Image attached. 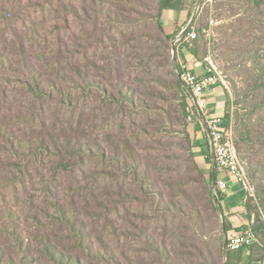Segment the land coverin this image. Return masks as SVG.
Masks as SVG:
<instances>
[{
    "label": "rangeland",
    "instance_id": "rangeland-1",
    "mask_svg": "<svg viewBox=\"0 0 264 264\" xmlns=\"http://www.w3.org/2000/svg\"><path fill=\"white\" fill-rule=\"evenodd\" d=\"M158 4L0 0V264H59L54 250L82 264H225V239L255 216L244 208L224 233L226 173L213 188L174 72L189 50L210 56L232 109L249 113L243 205L264 218V7L184 0L178 25ZM193 15L198 41L173 49ZM250 246L242 258L264 264Z\"/></svg>",
    "mask_w": 264,
    "mask_h": 264
},
{
    "label": "built area",
    "instance_id": "built-area-1",
    "mask_svg": "<svg viewBox=\"0 0 264 264\" xmlns=\"http://www.w3.org/2000/svg\"><path fill=\"white\" fill-rule=\"evenodd\" d=\"M194 38H196V31L191 28L189 31H185L183 35H178L173 41L176 46L181 41H190ZM174 72L190 96V103L187 106L188 120L191 121L195 117V111L204 120L208 145L213 153L215 165L224 171L231 180L246 189V174L235 150L231 130L221 126L220 117H211L206 111L207 91L219 84L225 86L223 76L213 65L210 56L204 59L178 60ZM225 187V182L219 183L221 192L224 191ZM227 239L228 249L238 250L250 246L255 241V236L253 231L247 227L244 231L228 235Z\"/></svg>",
    "mask_w": 264,
    "mask_h": 264
},
{
    "label": "trees",
    "instance_id": "trees-1",
    "mask_svg": "<svg viewBox=\"0 0 264 264\" xmlns=\"http://www.w3.org/2000/svg\"><path fill=\"white\" fill-rule=\"evenodd\" d=\"M183 1L184 0H159V4H158V10L159 13H161V11L163 10H181L183 9ZM252 4H253V8L256 12H261V8L264 7V0H252ZM264 9V8H263ZM208 9L205 8L204 11H207ZM195 19V18H194ZM193 22L190 26H188L187 31H189L192 28ZM203 31V26L199 25L197 28V33H201ZM180 32V31H179ZM179 32H177L175 35H177ZM168 37H171L168 36ZM173 38V37H172ZM197 42L198 38H194L188 42ZM189 52L196 57V52L193 50H189ZM198 59H204V58H198ZM177 76V75H176ZM178 80H179V84H182L180 78L177 76ZM183 86V84H182ZM184 87V86H183ZM185 89V87H184ZM186 90V89H185ZM187 92V90H186ZM185 106L187 107L188 104L190 103V96L187 92V94H185ZM264 101V98H263ZM195 113L197 114V112L195 111ZM195 114V115H196ZM249 113L246 112L244 114H239L237 110H233L232 109V101L230 100V97L228 96V94H225V108H224V113L221 117V126L224 129H230L231 130V134H232V139H233V143H234V147L235 150L237 152V155L239 157V160L241 161L244 171L246 170L245 168V161L244 158L242 157V147L248 143L251 142V118H249ZM198 116V114L196 115ZM204 139L206 141V143H208V138H207V134L206 131H204ZM70 142L67 141L66 142V147L67 149L69 148ZM56 148H58V143H56L55 145ZM84 147H82L79 142L76 143L74 146H72V150H76V152H80L83 151ZM71 150V149H70ZM100 152V156L105 157V153L102 152L101 150H99ZM208 157V156H207ZM215 169L216 172H218V167L215 165ZM219 184V181H218ZM210 192H212L211 190V185L209 186ZM219 195H222L220 190H217ZM221 204L222 203H226V201H224V196L222 198H219ZM244 208H245V217L246 219L249 221L252 218V213H254V221L251 227H249L255 236V241L252 243L253 246H256L260 249H263L264 251V242L259 238L264 237V218L262 217V214L260 213V211H258V209H255V211H252V207L249 204H244ZM224 226L226 231L230 230V222L228 220V216L225 213L224 216ZM251 244V245H252ZM249 247V246H248ZM251 247V246H250ZM85 248L87 249L88 252L93 253V247L91 246L90 242L85 243ZM242 249H238V250H230L229 249V257H228V264H240L243 260L242 258ZM53 258L59 263V264H82V261L79 257H75V258H65L63 256V254L59 251H53ZM246 258V264H250L253 260L250 256V254L248 256L245 257ZM264 258L262 260H259V262H263Z\"/></svg>",
    "mask_w": 264,
    "mask_h": 264
},
{
    "label": "crops",
    "instance_id": "crops-1",
    "mask_svg": "<svg viewBox=\"0 0 264 264\" xmlns=\"http://www.w3.org/2000/svg\"><path fill=\"white\" fill-rule=\"evenodd\" d=\"M167 18L179 25L185 18V11L177 12L175 10H167ZM189 58L187 60H190ZM201 72V70H199ZM216 103V104H215ZM225 108V94L223 90L217 86L209 89L206 94V111L211 117H222ZM205 125L204 120L198 115V121L196 124V132L199 134L201 132V138H204ZM198 157H204L202 151L199 150ZM226 187L224 189L223 196L226 199V203H222L223 211L227 214L228 220L235 225L237 221L244 214V199L245 192L244 188L239 184L230 179V177L225 174ZM224 182V181H220ZM219 182V183H220ZM253 261L250 263L252 264ZM240 264H246V258L242 260Z\"/></svg>",
    "mask_w": 264,
    "mask_h": 264
},
{
    "label": "water",
    "instance_id": "water-1",
    "mask_svg": "<svg viewBox=\"0 0 264 264\" xmlns=\"http://www.w3.org/2000/svg\"><path fill=\"white\" fill-rule=\"evenodd\" d=\"M193 18H194V15L191 17V19L189 21V24L193 21ZM188 25L181 30L179 36H181V35L184 34V32L186 31V29L188 28ZM172 46H173V49H174V47H175L174 41L172 42ZM211 157H212V168H213L212 187L214 188V186H215V177H214V175H215V161H214V156H213L212 151H211ZM217 203H218V205H220V202L219 201H217ZM220 212H221V216H222V219H223V210L221 208H220ZM223 231L226 234V229H225L224 224H223ZM224 250H225V264H228L229 249H228V239L227 238L224 241Z\"/></svg>",
    "mask_w": 264,
    "mask_h": 264
}]
</instances>
